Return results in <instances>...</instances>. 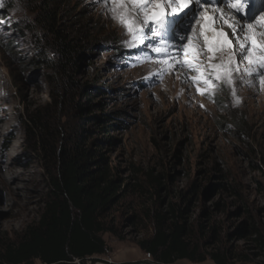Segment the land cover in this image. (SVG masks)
<instances>
[{
	"label": "rangeland",
	"instance_id": "obj_1",
	"mask_svg": "<svg viewBox=\"0 0 264 264\" xmlns=\"http://www.w3.org/2000/svg\"><path fill=\"white\" fill-rule=\"evenodd\" d=\"M5 1L9 14L0 18V241L8 244L38 224L51 191L50 151L56 153L61 145L57 132L66 141L76 136L82 121L75 108L86 101L80 97L62 103L54 72L35 60L48 39L36 18L39 0H0V9ZM67 2L59 10V22L67 35L87 39L91 53L74 79L79 85L108 87L106 111L120 113L117 126L106 135L89 126L95 133L91 139L108 135L115 140L100 152L121 191L105 221L123 240L103 234L109 250L95 257V264L152 262L136 243L153 235L154 217L168 205L184 211L194 242L230 250L239 258L236 264L261 262L264 29L261 22L251 26L260 19L264 0H247L238 5V14L228 3L244 32L226 29L222 44L205 40L213 30L202 27L203 9H225L220 0L195 6L198 15L187 20L183 14L188 9L165 3L166 13L181 16L171 32L172 44L161 45L167 47V57L133 39L148 27L139 5L129 0ZM176 32L187 40L178 39ZM249 37L258 45L251 52ZM36 115L46 125V154L36 151L27 131L29 118ZM251 227L257 234L247 235Z\"/></svg>",
	"mask_w": 264,
	"mask_h": 264
},
{
	"label": "trees",
	"instance_id": "obj_2",
	"mask_svg": "<svg viewBox=\"0 0 264 264\" xmlns=\"http://www.w3.org/2000/svg\"><path fill=\"white\" fill-rule=\"evenodd\" d=\"M68 0H39L35 9L38 24L48 36L44 48L37 49L38 66L54 72L62 103L84 101L76 108L77 120L82 121L75 137L66 141L57 132L61 143L57 152L50 151L54 159L50 172L51 191L43 214L37 225L28 227L17 243L0 241V264H92L108 252L102 238L110 233L120 240L115 227L106 221V215L120 200V188L111 178L106 152L115 144L108 135L91 139L94 132L89 126L106 135L117 125L119 112L106 111L109 88L79 85L74 77L80 65L91 56L87 39L67 35L59 22V10ZM7 1L0 9V18L8 16ZM51 55V57H47ZM30 126H29V125ZM35 149L47 153L46 125L39 117L29 118L27 123ZM79 135V136H78ZM49 141V140H48ZM52 141V140H50ZM91 141V147L87 142ZM96 143V144H95ZM95 144V145H94ZM176 207V206H175ZM168 205L166 211L154 217V233L149 239L136 243L138 249L149 256L154 264H176L185 261L192 264H236L239 261L228 249H209L194 242L191 231L183 218L184 211ZM244 231L243 228H240ZM247 235L257 234L251 227ZM260 246L264 249V244ZM210 246V245H209ZM258 264H264V259Z\"/></svg>",
	"mask_w": 264,
	"mask_h": 264
},
{
	"label": "snow or ice",
	"instance_id": "obj_3",
	"mask_svg": "<svg viewBox=\"0 0 264 264\" xmlns=\"http://www.w3.org/2000/svg\"><path fill=\"white\" fill-rule=\"evenodd\" d=\"M129 2L140 6L139 10L144 13L145 24L148 25L147 30H141L134 33L133 39H138L144 47L151 48L158 54L167 57L168 49L165 46L172 44L171 32L176 22L181 19V16L179 14L172 15L170 13H166L163 5L167 3L170 7L172 5H177L179 6V9H188V12L183 14L184 18L187 20L193 19L195 15H198V8L195 6L203 7L205 5L215 3L216 0H129ZM246 2L247 0H224L225 4L231 3L236 8L237 14L240 11L238 5ZM190 5H193V7H190ZM177 11V9L173 8V12ZM165 16L168 18L165 19ZM121 23L124 24L130 32L133 31L132 25L129 24L124 18H121ZM228 26L232 27L231 24ZM205 28H207V25H205ZM240 31H243V29H240ZM152 35L156 36L154 41L152 39ZM218 35L225 36V34L222 32L218 33ZM176 37L180 40H187V37L182 35L180 32H176ZM249 39L251 40V48H249L248 51L251 52L253 49L257 48L258 45L255 39L251 37H249ZM205 40H207V37H205ZM181 47H183V45H181ZM240 47L243 48L244 45L240 44ZM244 58L245 57L241 55L240 59ZM260 63L261 67H264V60H261Z\"/></svg>",
	"mask_w": 264,
	"mask_h": 264
},
{
	"label": "bare ground",
	"instance_id": "obj_4",
	"mask_svg": "<svg viewBox=\"0 0 264 264\" xmlns=\"http://www.w3.org/2000/svg\"><path fill=\"white\" fill-rule=\"evenodd\" d=\"M220 1H221L222 5L225 7L226 10L224 8L220 9L218 7L217 8H213V9H203V12L205 13L204 14L205 19L203 20L204 22L202 23V27L205 29V25H207L206 30H213L211 32L210 31L208 32L207 41H210V42L215 43V44L216 43L218 44L219 41L222 44V38H221L222 36L218 35V33H221V31L218 29L219 25L221 26V28H222L221 30L222 31L225 30V32H224L225 35H226V32L228 30H230V28H232V30L236 29L237 33H243L244 32V30L240 31L241 25L234 20V18L232 17L231 13L229 12L231 6L228 5V4H225L224 0H220ZM253 5H254V3H253ZM263 12H264V9L261 10V12H260L261 13V17H260L259 21H256L251 27H257L256 25H258V27H260L261 24L259 22H261L262 23V28L264 29V14H263ZM234 22H236V24H234ZM217 24H218V26H217ZM229 24H231L232 27H229L228 26ZM216 27H217V32H214V30H215L214 28H216ZM198 29H196V30H198ZM200 29H201V27H200ZM226 29H227V31H226ZM260 30H262V29H260ZM195 36H196V34H195ZM238 38H239V36H238Z\"/></svg>",
	"mask_w": 264,
	"mask_h": 264
},
{
	"label": "water",
	"instance_id": "obj_5",
	"mask_svg": "<svg viewBox=\"0 0 264 264\" xmlns=\"http://www.w3.org/2000/svg\"><path fill=\"white\" fill-rule=\"evenodd\" d=\"M139 264H154L153 262H151V261H144V262H142V263H139Z\"/></svg>",
	"mask_w": 264,
	"mask_h": 264
}]
</instances>
